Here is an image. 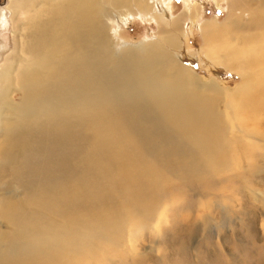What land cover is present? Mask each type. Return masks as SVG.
<instances>
[{
    "label": "rangeland",
    "instance_id": "1",
    "mask_svg": "<svg viewBox=\"0 0 264 264\" xmlns=\"http://www.w3.org/2000/svg\"><path fill=\"white\" fill-rule=\"evenodd\" d=\"M147 1L156 5L155 14H166L178 27L175 32L167 30L173 38L161 37L159 25L136 12L119 18L105 28L110 54L102 57V86L109 93L103 90L96 97L93 91L72 93L65 104L88 112L100 104L102 123L75 133L79 143L74 154L69 147L67 182L60 176L61 148L44 165L57 181L52 188L56 201L63 191L69 194L64 216L56 206L23 208L28 195L22 182L10 176L0 161V171H7L5 177L0 172V208L20 197L17 203L25 209L16 225L0 216V264H11L9 249L15 242L4 236L11 233L23 241L21 263L28 260L27 264H264V56L248 61L241 50L232 52L241 32L229 28L235 19L245 28L250 25V32L243 34H255L258 27L251 23L259 19L257 43L264 51V0H232L246 5L240 16L230 0H190L191 15L183 0L162 4L163 12L159 0H139V5ZM133 4H126L130 12ZM15 6L11 0H0V72L14 65L13 35L19 21V11L12 13ZM189 17L199 22L192 26ZM116 44L132 71L139 58L146 64L154 60L165 65L151 81L137 78L143 90L147 85L170 90L173 78L192 79L188 94L197 114L183 111L175 118L157 108L153 93L141 95L137 86L126 85L123 79L130 80L131 75L114 72ZM235 61H241L237 63L245 72L227 67ZM144 72L146 76L150 70ZM14 92L13 86L6 89L0 110V147L3 124L14 118L12 108L11 118H4L3 111ZM72 129L76 130L74 125ZM77 169L83 174L77 171V176ZM14 172L25 175L19 168Z\"/></svg>",
    "mask_w": 264,
    "mask_h": 264
},
{
    "label": "bare ground",
    "instance_id": "2",
    "mask_svg": "<svg viewBox=\"0 0 264 264\" xmlns=\"http://www.w3.org/2000/svg\"><path fill=\"white\" fill-rule=\"evenodd\" d=\"M128 1H132L134 3L132 12L129 11V7L126 5ZM168 1L170 0H159L161 5H164ZM183 1L187 12L190 14V0ZM12 2L16 5L12 9V13L19 11V14H17L19 15V21L18 25L16 22H14L18 26L16 32L17 35H13V53H15L14 65H8L7 69L4 68L0 72V99H2L0 103V110L2 109L3 101L6 100V89H9L10 86H13L15 92L11 95V103H6L7 107L3 111L5 112L4 118H11L10 116L12 115H10V108H12L15 114L13 121H7L3 124L5 133L2 140V146L0 147V161L8 172L6 170L0 172H2V174L4 173L3 177H5V172H7L10 176L14 175L16 176L17 180L22 182V189L28 195V198H25L26 204H24L23 208H26L28 205V207H34L35 210L36 207L41 210L44 208L50 209V206L51 208L56 206L61 215L64 216V213L67 211L64 209H66L65 206L68 198L67 195L69 194L63 191L64 193L61 199L58 202L56 201L57 199L53 194L52 188L53 185L57 183V181L50 178L51 175L49 173L51 172L47 167L45 168L44 165L52 162L49 161V159L52 160L53 153L61 148L64 152L60 157V176H62L64 182H67L66 179L71 168L67 163L69 150L70 148L73 149L71 154H74L77 151L76 143H79L77 141L78 134L76 135L75 133L80 132L81 129L83 131V129L87 127L89 128L92 124L95 125L94 127H97L99 123H102L99 122L98 118L100 104L96 105L99 106L96 108L92 106V111L90 112L86 111L84 107L73 104L68 106L65 104L70 100L72 93L80 94L93 91L92 93L95 94L101 93L103 90L107 92V87H105L104 84L102 86V77H104V73L101 67L103 60L102 57L110 54L108 46L106 43H104V39L106 38L105 28L112 27V25L115 24L119 18L125 20L129 14L134 12L144 17L146 21H155L156 24L159 25L161 37H164L165 39H170L173 36L170 35L169 31H167L168 29H171L172 32H175L178 30V27L175 25L172 26L171 22L167 19L166 14L165 16H158L155 14V8L157 9V7L156 5H152V3L149 4V1L144 4L142 3L141 5H139V0H11V3ZM229 3L234 8V10L238 12L239 16L244 10H247L246 5L239 1L232 2V0H230ZM163 11L164 9L162 12ZM196 13L198 14V12ZM197 17L198 16H196V18ZM189 18L192 26L199 22H197L195 19L191 20V17ZM236 18H238V16H236ZM141 20L143 21V19ZM125 22L126 21H124V23ZM230 24L231 27L229 28L233 30L236 28V30L241 32V36L236 38L237 41L235 44L237 45L242 43L241 49H239L238 45H234V47L231 48V50H233L232 52L235 53L241 50V56H243L248 61H251L253 58L258 59L264 56V51L259 46V43H257V37L260 33L259 19L258 21H254L253 24L251 23L252 26L258 27V29L256 30L255 34L250 35V25H247V28H245V26L241 25L242 23L240 24L238 20L235 19L234 22ZM202 30L203 33L206 32V28ZM244 30H248L249 32L247 34H243ZM121 49L122 48H120L119 44L114 45L113 59H116L114 61V72H119L123 75H131L130 80H126V78L123 79L126 85L129 84L131 87L137 86L141 95H144L143 93H153V97L156 96L157 98L158 104L156 105H159L156 107L165 110L167 113H172L171 115H173L175 118H179L180 116L178 114L183 111H190L192 115L197 114L195 108L192 106L191 96L188 94L192 93L194 83L192 79L186 80L185 76V82H183L180 79L173 78V88L170 90H168L167 87L156 90L157 88L154 89L151 87V85H147V88L143 90V82L138 81L137 78L142 77L144 80H146L145 78L150 80V78L154 77L155 72H159L165 65L154 60H151L150 63L146 64L147 60L139 58L134 66V70L132 71L127 66L125 55L122 54ZM141 49L142 47L139 48V50ZM143 50H146L152 54V50L150 51L148 47H144ZM163 53L165 54V51ZM237 62L236 64L231 63L227 65V67L232 70H241L240 72H245V70H242L241 64ZM156 64H158V66ZM146 66L148 69L145 70H150V72L145 76L144 68ZM159 77H161V75ZM116 88H118V86H116ZM160 94H162V96H160ZM16 97H18V102L14 100ZM150 100L152 101V99ZM14 102L17 103L15 106L12 105ZM139 103L142 104V102ZM187 104L189 106H186ZM138 112L140 113V111ZM115 113H117V111ZM149 113L150 112H148V114ZM124 114H128L127 111H125ZM178 123H182L183 126L187 124V122L185 123V121L182 119H179ZM73 125L75 126V131L72 129ZM101 137L104 139L103 136ZM80 138L81 133L79 139ZM116 156L117 155H115V157ZM113 159L111 161H113ZM18 168L21 169L25 175H22L21 172H14L15 169ZM75 171L77 172L78 169ZM78 172L77 176H79ZM80 174H83L82 171H80ZM28 176H33L35 180L31 181ZM44 176L46 178H43ZM19 190L21 189H18V191ZM68 190H70V188ZM19 198L20 197H16V201L14 200V202L7 197V199L10 200L6 204L7 208L4 209L3 205H1L2 208H0V216H4V220H7L9 223L14 225L18 223V221L16 222V218H18V220L19 218L22 219V217L18 216L19 212H25V209L21 208V204L17 203V199ZM31 209H28L29 212ZM42 232H44V230ZM4 236L7 237L9 241H12V243L15 242L14 244L10 243L11 247L9 251L11 255L8 261H10L11 264H27L28 260H26L24 263H21V259L24 255L21 249H23L24 244L23 241L19 239V235L11 233L10 235ZM42 239L44 240V238ZM24 243L26 244L27 242ZM39 245H41V242ZM60 246L62 248L61 242ZM35 264L45 263L39 262Z\"/></svg>",
    "mask_w": 264,
    "mask_h": 264
}]
</instances>
